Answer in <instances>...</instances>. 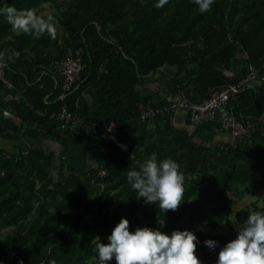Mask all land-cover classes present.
Segmentation results:
<instances>
[{
  "label": "trees",
  "instance_id": "1",
  "mask_svg": "<svg viewBox=\"0 0 264 264\" xmlns=\"http://www.w3.org/2000/svg\"><path fill=\"white\" fill-rule=\"evenodd\" d=\"M157 3L0 0V8L18 10L48 5L61 31L54 47L47 40L35 47L41 37L14 35L0 15L5 76L20 92L9 102L18 123L2 124L3 136L17 138L23 123L43 125L64 104L74 121L65 123L61 134L52 129L44 134L65 146L85 143L96 150L88 170L60 162L58 174L53 152L0 151V264H50L53 259L98 264L95 244H108L122 218L133 233L138 227L169 236L174 230L192 231L196 255L214 253L212 259L199 257L201 264H216L220 250L237 238V225L252 211L264 212V0H214L206 13L193 0H168L162 8ZM42 38L50 40L47 34ZM78 49L84 67L60 99L63 76L49 64ZM243 53L246 57L237 56ZM252 69L263 79L252 89L230 93L227 104L242 116L246 131L241 137L220 129L234 139L206 144L174 123L173 104L201 102L214 88L234 84ZM150 83L162 85L160 99L141 88ZM87 89L91 101L80 105ZM147 104L159 111L141 120ZM91 123L99 134L113 125L114 139L100 138L104 155ZM153 153L159 160L171 157L186 177L181 205L165 214L158 204L137 200L127 182V172ZM246 193L259 197L234 211ZM200 224L208 229L197 228ZM224 226L227 231H220ZM207 240L217 247H207ZM109 264H116L115 258Z\"/></svg>",
  "mask_w": 264,
  "mask_h": 264
},
{
  "label": "clouds",
  "instance_id": "2",
  "mask_svg": "<svg viewBox=\"0 0 264 264\" xmlns=\"http://www.w3.org/2000/svg\"><path fill=\"white\" fill-rule=\"evenodd\" d=\"M167 3L168 0H158L155 7L162 8ZM193 3L201 13H206L210 11L214 0H193ZM0 15L6 18L14 32L36 38L47 34L53 40L57 37L54 17L51 15L45 18L35 10H18L14 6L0 8ZM14 55L18 57L19 53ZM4 57L5 53L0 52V61ZM185 179V174L180 171V165L175 160L171 157L159 160L155 153L143 161H137V168L127 172V182L137 193L136 199L143 200L145 204H158L160 213L164 214L177 210L181 205ZM49 211L54 215L56 213L55 208ZM237 231V238L220 250L216 264H264V212H250L237 225ZM108 241V244H95L98 264H109L113 258L116 264H201L196 255L197 237L188 230H174L169 236L160 230L138 227L133 233L129 230L128 219L122 218ZM205 244L212 249L217 247L214 240H207ZM50 264L57 262L53 259Z\"/></svg>",
  "mask_w": 264,
  "mask_h": 264
},
{
  "label": "crops",
  "instance_id": "3",
  "mask_svg": "<svg viewBox=\"0 0 264 264\" xmlns=\"http://www.w3.org/2000/svg\"><path fill=\"white\" fill-rule=\"evenodd\" d=\"M35 11L38 15L44 16L45 18L49 15L52 16V9L48 5H43L41 8ZM54 22L57 32H61L55 19ZM17 33L18 32L13 31L14 35ZM49 39L50 40L41 37L40 42H37L35 47H41V45H44L45 40H47V43L49 42L51 44V47H54V40L51 37ZM58 42L60 43L61 41L58 40ZM30 54L33 56L32 53ZM40 57L43 58L44 56L41 55ZM52 63L53 62H50L49 65L51 66ZM45 67L46 66H44V68ZM45 70H43L42 73H44ZM141 88L151 93L154 98H161L162 85L158 83H150ZM90 91L91 89H87L81 95V97L79 98L80 105H82L84 102L91 101ZM8 97H10L11 99H18L20 97V92L14 86L13 88H8L0 80V151L17 154L28 148H32L41 149L47 153L53 152L55 153L57 159L55 161V169H53L55 174H58L59 172L57 166L60 162L67 163L70 166H75L83 170H88L93 165L92 155L94 154V152H96L95 149L87 147L85 143L65 146L63 142H60L44 134V131L50 129L54 130L58 134L63 133L65 128L64 122L57 116L51 118L43 125H37L35 123H23V126L21 127V130L19 132V136L17 138L9 139L3 136L1 131L2 124L10 120H15V123H18L17 119L9 110L10 101L7 100ZM173 121L178 127L187 130L194 140L200 141L202 143L220 144L229 142L234 139L230 134H228V136L227 133L221 132V130L218 129V127H216V125H214L213 123H191L189 121L187 111L181 107L175 109V112L173 114ZM77 126L78 125L72 126V129L75 132H77L78 130Z\"/></svg>",
  "mask_w": 264,
  "mask_h": 264
},
{
  "label": "built area",
  "instance_id": "4",
  "mask_svg": "<svg viewBox=\"0 0 264 264\" xmlns=\"http://www.w3.org/2000/svg\"><path fill=\"white\" fill-rule=\"evenodd\" d=\"M237 56L246 57V54H237ZM53 64L56 70L59 71L63 76V83L60 93V99H63L65 97L66 91H68L69 88L80 77V73L84 67L81 57V50H76L74 54L72 52H68L64 58L56 59ZM5 66L6 63L4 61H0V80L8 88H13L12 83L5 76ZM262 79L263 76L259 75L258 70L252 69L236 83L214 88L201 102L193 103L182 99L172 106L176 108H184L187 111L189 121L193 124L213 123L219 129L230 131V134L233 137L239 138L245 133L246 128L241 120L242 116H239L233 110L228 108L227 104L229 95L230 93H236L241 89H252L254 85L259 83ZM7 100L10 101L11 98L8 97ZM158 111L159 109L147 104L141 108L139 118L143 120L147 117L154 116ZM57 117L61 118L64 124L74 121V117L66 110L64 104L62 105ZM91 129L96 140L98 141V150L104 155L105 149L100 143V138L114 139L113 125H109L101 134L98 133L94 123H91ZM99 189L102 190L103 185H99Z\"/></svg>",
  "mask_w": 264,
  "mask_h": 264
},
{
  "label": "rangeland",
  "instance_id": "5",
  "mask_svg": "<svg viewBox=\"0 0 264 264\" xmlns=\"http://www.w3.org/2000/svg\"><path fill=\"white\" fill-rule=\"evenodd\" d=\"M154 94H156V93H154ZM227 135H228V133H227ZM258 197H259L258 195H250V194L246 193L243 198L238 199V203L236 205H234L232 209L235 211L240 206H242L244 203L249 202L252 199H257ZM260 204H261V201L259 200V205ZM255 211H257V210H255ZM197 228L208 229V227L205 224L197 225ZM219 230L220 231H227V227H225V226L221 227ZM213 254L214 253L212 251H202L197 256H198V258L200 257V258H204V259H212V258H214Z\"/></svg>",
  "mask_w": 264,
  "mask_h": 264
},
{
  "label": "bare ground",
  "instance_id": "6",
  "mask_svg": "<svg viewBox=\"0 0 264 264\" xmlns=\"http://www.w3.org/2000/svg\"><path fill=\"white\" fill-rule=\"evenodd\" d=\"M221 87V86H220ZM228 104H230V103H228Z\"/></svg>",
  "mask_w": 264,
  "mask_h": 264
},
{
  "label": "water",
  "instance_id": "7",
  "mask_svg": "<svg viewBox=\"0 0 264 264\" xmlns=\"http://www.w3.org/2000/svg\"><path fill=\"white\" fill-rule=\"evenodd\" d=\"M149 75V74H148Z\"/></svg>",
  "mask_w": 264,
  "mask_h": 264
}]
</instances>
